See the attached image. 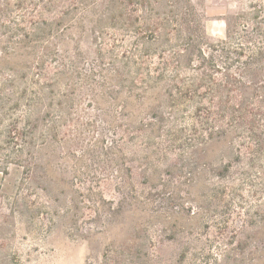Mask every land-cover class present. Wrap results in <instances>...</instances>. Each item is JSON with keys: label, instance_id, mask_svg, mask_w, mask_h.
Masks as SVG:
<instances>
[{"label": "rangeland", "instance_id": "obj_1", "mask_svg": "<svg viewBox=\"0 0 264 264\" xmlns=\"http://www.w3.org/2000/svg\"><path fill=\"white\" fill-rule=\"evenodd\" d=\"M198 3L214 41L241 13L264 26V0ZM47 10L41 20L55 25ZM72 26L44 25L35 48L0 53L18 88L37 61L47 76L27 87L35 129L22 162L0 172V264H264L261 169L227 143L175 141L183 122L171 128L164 95L139 98L112 70L94 75L98 40Z\"/></svg>", "mask_w": 264, "mask_h": 264}, {"label": "trees", "instance_id": "obj_2", "mask_svg": "<svg viewBox=\"0 0 264 264\" xmlns=\"http://www.w3.org/2000/svg\"><path fill=\"white\" fill-rule=\"evenodd\" d=\"M48 7L55 25L41 20ZM246 20L245 13L227 18L225 40L214 41L198 0H0V53L9 58L35 48L44 25L50 33L69 24L85 32L88 24L99 47L94 75L105 81L103 71L112 70L119 91L139 98L161 92L171 128L183 122L185 135L175 141L227 143L237 159L261 169L264 181V26ZM26 69L22 88L15 73H0L3 174L22 162L35 129L27 87L47 79L44 61Z\"/></svg>", "mask_w": 264, "mask_h": 264}]
</instances>
